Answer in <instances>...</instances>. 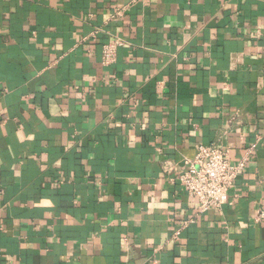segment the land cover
<instances>
[{
    "label": "crops",
    "instance_id": "crops-1",
    "mask_svg": "<svg viewBox=\"0 0 264 264\" xmlns=\"http://www.w3.org/2000/svg\"><path fill=\"white\" fill-rule=\"evenodd\" d=\"M131 1L0 0V264H264V0ZM209 143L256 147L197 214Z\"/></svg>",
    "mask_w": 264,
    "mask_h": 264
},
{
    "label": "built area",
    "instance_id": "built-area-1",
    "mask_svg": "<svg viewBox=\"0 0 264 264\" xmlns=\"http://www.w3.org/2000/svg\"><path fill=\"white\" fill-rule=\"evenodd\" d=\"M137 1L132 0L129 4L119 6L111 14V18L123 17L129 5ZM101 31L100 28H96L91 32L90 37H97ZM125 44L126 40L121 35L113 36L106 41L102 45L101 64L104 66L114 64L119 48ZM255 147L256 144H252L244 156L237 163H233L228 147L218 146L214 143L201 144L193 157L183 160L179 182L195 200L197 214L220 209L227 203L230 190L249 162ZM195 221L194 218L184 220L180 229ZM256 221H264V199L258 208ZM180 229L173 234L174 239L179 238Z\"/></svg>",
    "mask_w": 264,
    "mask_h": 264
}]
</instances>
